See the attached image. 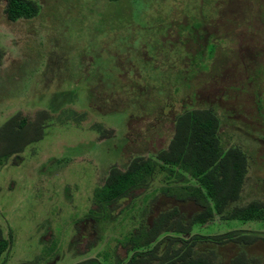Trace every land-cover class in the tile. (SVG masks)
<instances>
[{
    "label": "rangeland",
    "instance_id": "rangeland-1",
    "mask_svg": "<svg viewBox=\"0 0 264 264\" xmlns=\"http://www.w3.org/2000/svg\"><path fill=\"white\" fill-rule=\"evenodd\" d=\"M37 1L36 15L16 20L0 2V123L17 109L44 108L51 117L38 139L0 166V229L10 232L0 264H71L111 249L124 257L120 240L130 221L122 208L131 195L137 205L156 191L138 195L136 188L118 199L109 213L116 217L99 228L83 219L95 206L93 186L109 163L162 147L184 107L216 110L223 142L247 153L239 198H264V0H131V9L123 0L118 18L106 0ZM65 106L85 119H54ZM94 121L111 137L97 139ZM171 204L184 215L199 208L158 194L147 220ZM230 228L264 232V220H212L192 229ZM246 249L264 263L262 237ZM231 250L221 252L226 258Z\"/></svg>",
    "mask_w": 264,
    "mask_h": 264
},
{
    "label": "trees",
    "instance_id": "trees-1",
    "mask_svg": "<svg viewBox=\"0 0 264 264\" xmlns=\"http://www.w3.org/2000/svg\"><path fill=\"white\" fill-rule=\"evenodd\" d=\"M1 1L9 20L30 18L40 9L37 0ZM106 1L111 7V16L120 17L123 0ZM131 6L129 0L127 8ZM187 24L185 20L180 29H185ZM193 30L189 33L191 36L196 33ZM211 43L208 55L214 49L215 43ZM202 45L198 48L201 51ZM85 116L84 111L65 106L54 119H72L78 124ZM50 119L44 108L36 109L33 114L17 109L8 115L0 123V166L10 154H19L26 144L38 139ZM219 124V116L212 106L184 107L174 114L171 133L162 147L131 154L121 165L109 163L93 186L95 206L87 209L83 219L89 217L97 227L103 228L99 224L116 217H110L109 213L110 205L118 199L130 195L136 188L142 189L138 195L146 190L156 192L137 205L136 194L131 195L122 208L129 212L130 221L120 240L126 253L124 257L113 254L112 249L103 250L99 253L101 257L96 254L71 264H264L246 249L257 238L264 239V232L230 228L200 233L192 229L195 224L212 220H264V198H239L247 181V153L237 142H223ZM89 126L97 132V139L111 137V130L103 128L99 121ZM158 194L177 201L191 200L199 208L184 215L177 204H171L160 208L147 220L150 204ZM9 243L10 232L6 237L0 229V254L7 250ZM229 245L232 250L225 258L221 251Z\"/></svg>",
    "mask_w": 264,
    "mask_h": 264
}]
</instances>
